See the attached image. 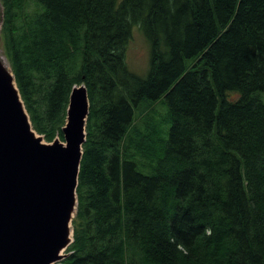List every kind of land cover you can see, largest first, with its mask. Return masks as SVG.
Segmentation results:
<instances>
[{"label":"trees","instance_id":"obj_1","mask_svg":"<svg viewBox=\"0 0 264 264\" xmlns=\"http://www.w3.org/2000/svg\"><path fill=\"white\" fill-rule=\"evenodd\" d=\"M1 4L39 135L64 141L72 90L88 88L62 264H264V0ZM135 27L150 43L145 77L127 66Z\"/></svg>","mask_w":264,"mask_h":264},{"label":"water","instance_id":"obj_2","mask_svg":"<svg viewBox=\"0 0 264 264\" xmlns=\"http://www.w3.org/2000/svg\"><path fill=\"white\" fill-rule=\"evenodd\" d=\"M89 114L88 91L76 85L63 129L66 145L45 143L13 71L0 59V264H58L67 257L62 250L70 231L74 235L70 221Z\"/></svg>","mask_w":264,"mask_h":264},{"label":"rangeland","instance_id":"obj_3","mask_svg":"<svg viewBox=\"0 0 264 264\" xmlns=\"http://www.w3.org/2000/svg\"><path fill=\"white\" fill-rule=\"evenodd\" d=\"M3 19H4L3 7L1 4V0H0V59L2 60V62L4 63V65L8 69L12 70L10 62L7 58V52H6V48H5L4 37H3V35L1 36V31H2V27H3ZM126 60H127V66L132 73H134L135 75H137L139 77H145L147 75V73L149 71V67H150V43H149L148 39L146 38V36L144 35L143 30L140 29L139 27H135L133 29V38H132V41L129 44L127 52H126ZM232 97L235 98L236 95H233ZM164 112H165V114H167V108L166 107H164ZM67 116H68V110H67ZM137 118H139V117H137ZM140 122L141 121L138 120V122H137L138 126L140 125ZM162 134L163 133L161 132L160 136L163 139ZM41 136H43V135H41ZM167 136H168V133L166 131L164 137L167 138ZM58 138L59 137H56V139H58ZM44 142L45 143H51V142H48L45 138H44ZM62 143L66 145V141H63ZM173 165L174 164H171V166H173ZM175 171H178V167H177V169H175ZM175 171H172L169 176L172 177L175 174ZM173 201H174V198H170L169 204L173 203ZM76 216H77V212L75 213V217L73 219V230H74V226H75L76 221H77ZM72 239H73V237H72ZM70 247H71V245L69 246V249H70ZM69 249H68V251H69ZM67 256H69L68 252H67ZM64 260L58 262V264H62V262Z\"/></svg>","mask_w":264,"mask_h":264},{"label":"bare ground","instance_id":"obj_4","mask_svg":"<svg viewBox=\"0 0 264 264\" xmlns=\"http://www.w3.org/2000/svg\"><path fill=\"white\" fill-rule=\"evenodd\" d=\"M78 86H82V87L85 86L86 89H87V91H88V88H87V86H86L85 83L79 84ZM69 103H70V101H69ZM68 107H69V105H68ZM36 136H37V135H36ZM61 142H63V141H61ZM64 176H65V175H64ZM74 216H75V210L72 212V219L74 218ZM72 219H71V221H70L71 228H72V226H73ZM71 223H72V224H71ZM69 240H70V241H69L67 247L70 246V242H71V240H72V231H70V237H69ZM66 251H67V250H66ZM66 251H65V250H62V255L66 254Z\"/></svg>","mask_w":264,"mask_h":264}]
</instances>
